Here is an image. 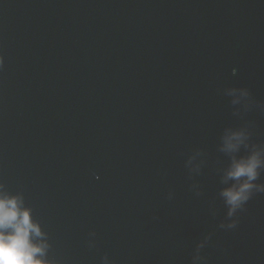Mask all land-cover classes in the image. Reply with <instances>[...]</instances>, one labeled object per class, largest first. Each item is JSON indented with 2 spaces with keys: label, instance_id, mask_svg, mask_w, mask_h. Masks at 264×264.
<instances>
[{
  "label": "water",
  "instance_id": "water-1",
  "mask_svg": "<svg viewBox=\"0 0 264 264\" xmlns=\"http://www.w3.org/2000/svg\"><path fill=\"white\" fill-rule=\"evenodd\" d=\"M0 57V191L50 264H264V192L222 196L264 159V0H0Z\"/></svg>",
  "mask_w": 264,
  "mask_h": 264
},
{
  "label": "clouds",
  "instance_id": "clouds-1",
  "mask_svg": "<svg viewBox=\"0 0 264 264\" xmlns=\"http://www.w3.org/2000/svg\"><path fill=\"white\" fill-rule=\"evenodd\" d=\"M233 140L237 143H233ZM240 141V133L226 137L227 150H237ZM262 168L264 159L259 152L233 158L227 177L235 183L222 192L229 216L237 209H244L254 193L264 192V183L257 182ZM237 223L238 218L228 227L235 228ZM43 236L39 222L33 218L32 209L26 206L23 197L0 191V264H50L44 258L48 245L42 240Z\"/></svg>",
  "mask_w": 264,
  "mask_h": 264
}]
</instances>
